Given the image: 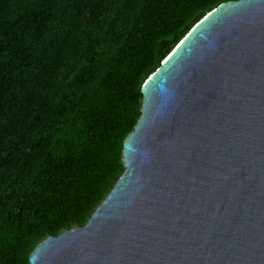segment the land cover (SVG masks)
Returning a JSON list of instances; mask_svg holds the SVG:
<instances>
[{"label": "water", "instance_id": "1", "mask_svg": "<svg viewBox=\"0 0 264 264\" xmlns=\"http://www.w3.org/2000/svg\"><path fill=\"white\" fill-rule=\"evenodd\" d=\"M124 173L29 264H264V0L222 3L141 87Z\"/></svg>", "mask_w": 264, "mask_h": 264}, {"label": "trees", "instance_id": "2", "mask_svg": "<svg viewBox=\"0 0 264 264\" xmlns=\"http://www.w3.org/2000/svg\"><path fill=\"white\" fill-rule=\"evenodd\" d=\"M237 0H0V264L83 227L124 173L141 87Z\"/></svg>", "mask_w": 264, "mask_h": 264}]
</instances>
